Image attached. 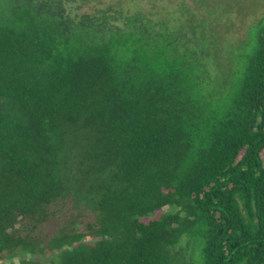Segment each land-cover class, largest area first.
Returning a JSON list of instances; mask_svg holds the SVG:
<instances>
[{
  "label": "trees",
  "instance_id": "obj_1",
  "mask_svg": "<svg viewBox=\"0 0 264 264\" xmlns=\"http://www.w3.org/2000/svg\"><path fill=\"white\" fill-rule=\"evenodd\" d=\"M75 1L0 0V264H264V22L222 88L156 8Z\"/></svg>",
  "mask_w": 264,
  "mask_h": 264
},
{
  "label": "rangeland",
  "instance_id": "obj_2",
  "mask_svg": "<svg viewBox=\"0 0 264 264\" xmlns=\"http://www.w3.org/2000/svg\"><path fill=\"white\" fill-rule=\"evenodd\" d=\"M122 4L131 9L140 6L156 8L175 27L182 26L191 46L198 40L207 44L208 50L202 55L205 59H214L216 64L210 70L218 76L216 82L222 88L229 85L236 71L235 60L245 56L253 42L255 27L264 22V0H76L72 6L80 14L100 9L116 7ZM165 211H174L175 207L166 206ZM54 221H50L44 230L51 231ZM186 264H201L199 251L192 252L187 243H182ZM27 257L20 254L16 259Z\"/></svg>",
  "mask_w": 264,
  "mask_h": 264
}]
</instances>
